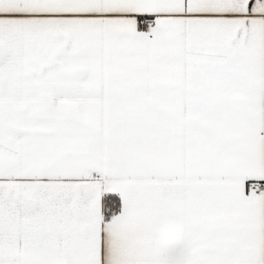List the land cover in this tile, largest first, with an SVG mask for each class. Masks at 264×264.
<instances>
[{"label":"snow or ice","instance_id":"6c2138e0","mask_svg":"<svg viewBox=\"0 0 264 264\" xmlns=\"http://www.w3.org/2000/svg\"><path fill=\"white\" fill-rule=\"evenodd\" d=\"M0 264H264V0H0Z\"/></svg>","mask_w":264,"mask_h":264}]
</instances>
